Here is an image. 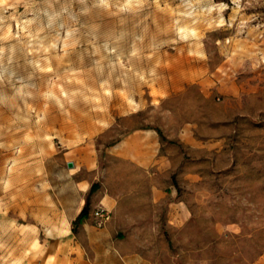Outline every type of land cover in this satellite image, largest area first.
I'll list each match as a JSON object with an SVG mask.
<instances>
[{
	"label": "rangeland",
	"instance_id": "obj_1",
	"mask_svg": "<svg viewBox=\"0 0 264 264\" xmlns=\"http://www.w3.org/2000/svg\"><path fill=\"white\" fill-rule=\"evenodd\" d=\"M139 129L145 168L112 153ZM67 159L127 254L264 264V0H0V264L78 241Z\"/></svg>",
	"mask_w": 264,
	"mask_h": 264
},
{
	"label": "crops",
	"instance_id": "obj_2",
	"mask_svg": "<svg viewBox=\"0 0 264 264\" xmlns=\"http://www.w3.org/2000/svg\"><path fill=\"white\" fill-rule=\"evenodd\" d=\"M198 79L203 81L207 80V77L203 74L197 78H186L181 81L180 85L177 82L166 92H176L177 89L184 88L185 83H193ZM159 147V140L155 132L149 129H139L119 140L113 147L112 153L145 168L149 165V156L157 154ZM68 162L73 163V168L67 167ZM65 165L67 169H70L68 173L70 181L66 187L78 196L76 201L70 205L71 214L67 217L70 220L71 231L73 223L85 206L87 198H89L91 186L89 183H84L78 179L84 168L77 166L71 159H67ZM90 167L89 165L86 166L87 171L92 170ZM91 204L96 207L103 206L109 211H117L120 206V199L112 191H102L91 197ZM78 225V241L62 245V250L66 253H63L61 259L58 260L60 264H151L139 254H127L120 244L109 241L111 228L97 229L85 218Z\"/></svg>",
	"mask_w": 264,
	"mask_h": 264
},
{
	"label": "built area",
	"instance_id": "obj_3",
	"mask_svg": "<svg viewBox=\"0 0 264 264\" xmlns=\"http://www.w3.org/2000/svg\"><path fill=\"white\" fill-rule=\"evenodd\" d=\"M91 217L94 221V224L101 228L104 227L111 219V212L103 206H98L93 209Z\"/></svg>",
	"mask_w": 264,
	"mask_h": 264
},
{
	"label": "trees",
	"instance_id": "obj_4",
	"mask_svg": "<svg viewBox=\"0 0 264 264\" xmlns=\"http://www.w3.org/2000/svg\"><path fill=\"white\" fill-rule=\"evenodd\" d=\"M157 133L161 136V132H160V130H157ZM95 187H96L95 184H93V185L91 186L90 193L93 192V190H94ZM87 208H88V198H87V201H86V203H85V206L83 207L82 211L80 212V214H79L78 217L76 218V220H75V222L73 223V225L78 224V223H81L82 220H83L84 218H86V216H87Z\"/></svg>",
	"mask_w": 264,
	"mask_h": 264
},
{
	"label": "water",
	"instance_id": "obj_5",
	"mask_svg": "<svg viewBox=\"0 0 264 264\" xmlns=\"http://www.w3.org/2000/svg\"><path fill=\"white\" fill-rule=\"evenodd\" d=\"M67 167H68V168H73V163H72V162H68V163H67Z\"/></svg>",
	"mask_w": 264,
	"mask_h": 264
}]
</instances>
